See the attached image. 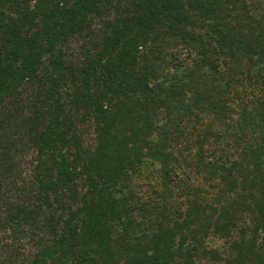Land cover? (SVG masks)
<instances>
[{"label": "trees", "instance_id": "trees-1", "mask_svg": "<svg viewBox=\"0 0 264 264\" xmlns=\"http://www.w3.org/2000/svg\"><path fill=\"white\" fill-rule=\"evenodd\" d=\"M0 264H264V0H0Z\"/></svg>", "mask_w": 264, "mask_h": 264}]
</instances>
